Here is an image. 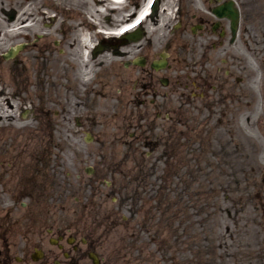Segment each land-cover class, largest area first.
Returning <instances> with one entry per match:
<instances>
[{"label": "rangeland", "instance_id": "1", "mask_svg": "<svg viewBox=\"0 0 264 264\" xmlns=\"http://www.w3.org/2000/svg\"><path fill=\"white\" fill-rule=\"evenodd\" d=\"M235 2L244 15L246 50L237 39L229 54L211 56L205 65L214 78L211 99L199 103L196 118L188 123L194 127L191 135H197L193 149H177L172 166L166 168L159 163L162 148L152 154L150 148L138 154L121 147L115 151L110 141L121 140L131 129L126 119L108 113L95 120L78 118L84 124L81 129L74 118L66 130L63 122L56 131L37 127L30 110L44 104L50 67L36 71L41 58H51V53L42 57L28 49L21 54L18 78L14 67L0 60V158L21 162L24 168L31 167L41 151L53 160L47 165L57 174L55 190L65 192L62 200L69 206L76 205V198L91 203L98 216L92 223L108 233L102 253L120 258V264H207L208 257L191 246L197 237L202 251L214 248L219 258H212V264H264V0ZM20 40L0 37V55ZM33 55L35 60L27 58ZM56 61L54 57L53 66ZM100 105L110 109L112 103ZM153 132L158 140L159 130ZM87 133L94 137L90 143L85 142ZM51 144H57L56 149ZM141 152L151 156L143 169ZM87 167L93 176L84 172ZM141 171L142 181L133 183ZM166 174L165 203L174 206L164 214L159 177ZM182 240L188 246L175 255Z\"/></svg>", "mask_w": 264, "mask_h": 264}, {"label": "flooded vegetation", "instance_id": "2", "mask_svg": "<svg viewBox=\"0 0 264 264\" xmlns=\"http://www.w3.org/2000/svg\"><path fill=\"white\" fill-rule=\"evenodd\" d=\"M146 2L0 0V37L14 25L23 39L16 59L28 49L42 57L51 53L36 71L50 67L44 104L33 108L41 125L54 131L70 118L103 116V109L132 126L125 145L134 153L155 144L147 131L158 129L161 162L169 167L177 149H193L197 135L187 118L211 99L214 78L205 65L212 55L229 54L231 26L214 15L225 0H155L151 14L134 27ZM239 40L246 48L245 31ZM84 51L91 54L87 67L80 64ZM101 101L111 102V109L100 107ZM50 161L37 156L24 168L0 158V264H119L102 253L101 236L89 221L91 203L69 206L65 192L55 190ZM163 178L169 181L167 174Z\"/></svg>", "mask_w": 264, "mask_h": 264}, {"label": "water", "instance_id": "3", "mask_svg": "<svg viewBox=\"0 0 264 264\" xmlns=\"http://www.w3.org/2000/svg\"><path fill=\"white\" fill-rule=\"evenodd\" d=\"M231 4V3H230ZM226 13L233 17L234 19L236 18V13L230 8V6H227Z\"/></svg>", "mask_w": 264, "mask_h": 264}, {"label": "bare ground", "instance_id": "4", "mask_svg": "<svg viewBox=\"0 0 264 264\" xmlns=\"http://www.w3.org/2000/svg\"><path fill=\"white\" fill-rule=\"evenodd\" d=\"M149 12V8L146 7L142 10V12L140 13V18L144 17L147 13ZM85 42V41H84ZM1 94V93H0ZM7 106V105H6ZM7 108L9 109V106H7ZM7 113V112H6ZM4 115L6 116V114L4 113ZM3 115V116H4Z\"/></svg>", "mask_w": 264, "mask_h": 264}, {"label": "snow or ice", "instance_id": "5", "mask_svg": "<svg viewBox=\"0 0 264 264\" xmlns=\"http://www.w3.org/2000/svg\"><path fill=\"white\" fill-rule=\"evenodd\" d=\"M123 31V30H122Z\"/></svg>", "mask_w": 264, "mask_h": 264}]
</instances>
